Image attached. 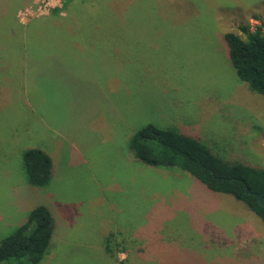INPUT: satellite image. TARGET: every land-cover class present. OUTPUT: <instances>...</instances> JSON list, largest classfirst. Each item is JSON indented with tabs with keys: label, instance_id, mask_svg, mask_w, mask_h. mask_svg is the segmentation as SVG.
<instances>
[{
	"label": "rangeland",
	"instance_id": "374dc122",
	"mask_svg": "<svg viewBox=\"0 0 264 264\" xmlns=\"http://www.w3.org/2000/svg\"><path fill=\"white\" fill-rule=\"evenodd\" d=\"M6 1L0 240L45 203L54 228L37 264H264V225L242 202L128 147L150 123L264 168V98L239 79L223 39L245 25L264 32V0ZM76 45L83 61L67 64ZM27 147L50 158L44 186L25 178Z\"/></svg>",
	"mask_w": 264,
	"mask_h": 264
},
{
	"label": "trees",
	"instance_id": "16d2710c",
	"mask_svg": "<svg viewBox=\"0 0 264 264\" xmlns=\"http://www.w3.org/2000/svg\"><path fill=\"white\" fill-rule=\"evenodd\" d=\"M2 1L4 3L6 0ZM7 1L6 4H13V0ZM7 23L5 19L3 25ZM45 27L50 33L62 32V29L50 23ZM240 29L242 34L233 30L223 34L228 58L248 90L264 98V32L261 25L254 30H249L246 25ZM11 37L15 40L16 32ZM40 43L39 47L45 48L46 40ZM52 45L51 43L53 48ZM37 46L40 52L41 49ZM77 48L76 45L73 49L75 55L63 57L67 64L82 63ZM62 66L66 68L65 64ZM128 147L142 163L167 169L175 167L193 176L207 189L231 195L242 202L264 225V208L254 195L246 191L249 189L264 196V168L241 161L224 160L196 137L182 134L175 128H159L150 123L140 126L132 133ZM21 166L30 184L44 186L48 183L51 162L42 148H25L21 154ZM53 228L54 220L48 207L45 203L35 204L26 213L24 220L0 240V264H37L47 249ZM105 241V251L112 254L109 238Z\"/></svg>",
	"mask_w": 264,
	"mask_h": 264
},
{
	"label": "water",
	"instance_id": "95a60500",
	"mask_svg": "<svg viewBox=\"0 0 264 264\" xmlns=\"http://www.w3.org/2000/svg\"><path fill=\"white\" fill-rule=\"evenodd\" d=\"M246 191L251 193L252 195H254L255 198L257 199L259 205L264 208V196L263 195H261V194H259L257 192L251 191L249 189H246Z\"/></svg>",
	"mask_w": 264,
	"mask_h": 264
},
{
	"label": "crops",
	"instance_id": "0c3cea01",
	"mask_svg": "<svg viewBox=\"0 0 264 264\" xmlns=\"http://www.w3.org/2000/svg\"><path fill=\"white\" fill-rule=\"evenodd\" d=\"M55 62H58L57 60L55 61ZM59 63V62H58ZM58 65H60V64H58ZM56 66V68H59V66H57V65H55ZM60 69V68H59ZM67 70H65L64 72H66Z\"/></svg>",
	"mask_w": 264,
	"mask_h": 264
}]
</instances>
